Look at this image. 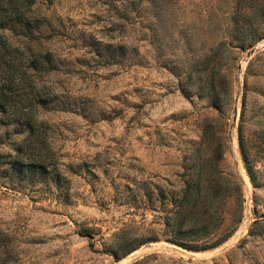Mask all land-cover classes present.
Listing matches in <instances>:
<instances>
[{
	"label": "rangeland",
	"instance_id": "rangeland-1",
	"mask_svg": "<svg viewBox=\"0 0 264 264\" xmlns=\"http://www.w3.org/2000/svg\"><path fill=\"white\" fill-rule=\"evenodd\" d=\"M246 8L252 20L236 31ZM37 9L41 35L4 34L22 50L53 52L57 70L39 79L55 100L39 117L59 170L17 171L28 131L5 125L0 112L1 260L264 264V0H37ZM212 54L215 62H201ZM208 123L244 203L233 198L226 208L233 235L195 253L170 242L164 219L183 196L184 175L203 164Z\"/></svg>",
	"mask_w": 264,
	"mask_h": 264
},
{
	"label": "trees",
	"instance_id": "trees-1",
	"mask_svg": "<svg viewBox=\"0 0 264 264\" xmlns=\"http://www.w3.org/2000/svg\"><path fill=\"white\" fill-rule=\"evenodd\" d=\"M254 0H239L250 4ZM253 10L238 11L234 18L236 31L243 30L252 20ZM44 19L38 12L37 0H0V112L5 125H19L28 135L16 149L12 165L17 171L30 177L46 175L58 161L49 144L48 124L39 117L41 109L55 100L54 90L41 83L39 76L57 70L53 52L38 45L25 51L14 47L5 31L16 30L28 35L42 34ZM212 54L201 62H215ZM210 124L205 127L200 143L203 164L197 172L186 173L185 191L174 209L165 217L164 224L170 232L171 243L189 252H206L218 248L235 232L226 228V208L234 198L244 203L242 186L224 174L222 163L227 153L224 140H211ZM225 134L222 127L221 136ZM240 146L244 163L252 181L253 167L243 145L240 129ZM57 172V171H56ZM58 176V175H57ZM241 204L242 212L243 206ZM120 260V259H116ZM0 264H6L1 260Z\"/></svg>",
	"mask_w": 264,
	"mask_h": 264
},
{
	"label": "water",
	"instance_id": "water-1",
	"mask_svg": "<svg viewBox=\"0 0 264 264\" xmlns=\"http://www.w3.org/2000/svg\"><path fill=\"white\" fill-rule=\"evenodd\" d=\"M259 50V48H255L253 50H251L247 55H246V59L251 58L253 55L256 54V52Z\"/></svg>",
	"mask_w": 264,
	"mask_h": 264
}]
</instances>
